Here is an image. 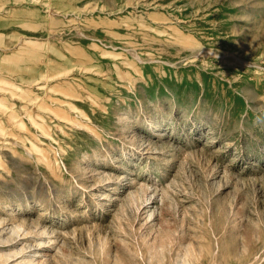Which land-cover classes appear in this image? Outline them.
Instances as JSON below:
<instances>
[{
	"label": "rangeland",
	"instance_id": "1",
	"mask_svg": "<svg viewBox=\"0 0 264 264\" xmlns=\"http://www.w3.org/2000/svg\"><path fill=\"white\" fill-rule=\"evenodd\" d=\"M183 259L264 264V0H0V264Z\"/></svg>",
	"mask_w": 264,
	"mask_h": 264
},
{
	"label": "bare ground",
	"instance_id": "2",
	"mask_svg": "<svg viewBox=\"0 0 264 264\" xmlns=\"http://www.w3.org/2000/svg\"><path fill=\"white\" fill-rule=\"evenodd\" d=\"M18 227L21 229V225H19ZM45 232H46V231H45ZM38 243H39V242H38ZM31 249H32V248H31ZM149 249H151V248H149ZM152 249H153V248H152ZM36 251H37V250H36ZM33 255H34V253H33ZM190 255H191V254H190ZM190 255H189V256H190ZM185 256H186V255H185ZM183 258H184V257H183ZM183 260H184V259H183ZM183 260H181L182 263H183ZM209 260H210V259H209ZM184 262H185V260H184ZM176 264H177V263H176ZM183 264H184V263H183ZM185 264H187V262H185Z\"/></svg>",
	"mask_w": 264,
	"mask_h": 264
}]
</instances>
